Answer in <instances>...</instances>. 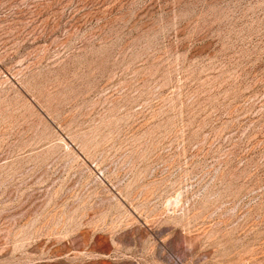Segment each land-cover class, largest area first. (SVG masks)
<instances>
[{
	"label": "rangeland",
	"instance_id": "374dc122",
	"mask_svg": "<svg viewBox=\"0 0 264 264\" xmlns=\"http://www.w3.org/2000/svg\"><path fill=\"white\" fill-rule=\"evenodd\" d=\"M0 264H264V0H0Z\"/></svg>",
	"mask_w": 264,
	"mask_h": 264
}]
</instances>
